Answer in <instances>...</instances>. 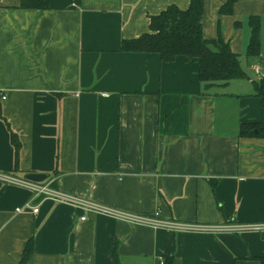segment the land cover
Returning a JSON list of instances; mask_svg holds the SVG:
<instances>
[{
  "label": "crops",
  "instance_id": "obj_1",
  "mask_svg": "<svg viewBox=\"0 0 264 264\" xmlns=\"http://www.w3.org/2000/svg\"><path fill=\"white\" fill-rule=\"evenodd\" d=\"M0 0V174L94 205L201 226L264 225V0H205L203 34L238 55L247 78L205 89L200 62L124 53L151 18L191 0ZM260 54L247 56L250 18ZM259 68L256 73L255 68ZM21 142L16 164L11 135ZM0 181V264H258L264 230L174 233ZM21 209L23 212L18 213ZM85 219V220H83Z\"/></svg>",
  "mask_w": 264,
  "mask_h": 264
},
{
  "label": "trees",
  "instance_id": "obj_2",
  "mask_svg": "<svg viewBox=\"0 0 264 264\" xmlns=\"http://www.w3.org/2000/svg\"><path fill=\"white\" fill-rule=\"evenodd\" d=\"M238 0H228L221 10L222 14H231ZM205 0H191L186 11L171 6L160 15L151 18L150 33L134 40H124L120 51L124 53H155L163 63L174 62L178 57L188 60L198 59L200 62L199 78L205 89L224 86L232 81L244 80L247 75L241 66V61L231 50L229 44L222 39L210 41L203 34V12ZM20 8L24 10H47V0H21ZM252 29L251 39L247 48V56L255 58L260 54L261 22L257 17L250 18ZM256 94L263 104L262 121L258 125L242 126V134L257 131L264 138V86L256 87ZM12 143L15 148L16 164L19 160L21 142L12 133ZM34 251V240H31L23 255L21 264H26ZM116 264H118L116 257ZM164 264H172V259ZM258 264H264V257L258 259Z\"/></svg>",
  "mask_w": 264,
  "mask_h": 264
},
{
  "label": "built area",
  "instance_id": "obj_3",
  "mask_svg": "<svg viewBox=\"0 0 264 264\" xmlns=\"http://www.w3.org/2000/svg\"><path fill=\"white\" fill-rule=\"evenodd\" d=\"M256 73H259V68H255ZM0 181L6 182L11 185L19 186L22 188H26L31 190L34 193V198L27 208L32 209L34 214L39 213V209L32 207V202L38 199H51L53 201L67 203L70 205L82 206L88 210L96 211L110 217H113L118 220L126 221L133 225H141V226H148L155 229H162L171 231L174 233H201V232H214V233H221V232H233V233H246V232H253V231H263L264 225H247V226H240V225H227V226H201L193 223H187L182 221H176L171 219H165L162 217V213L158 210L153 216H140L135 215L132 213L111 209L108 207L94 205L90 202H87L79 197L62 193L54 188L51 187L50 184L43 183H36L28 180L27 178H19L15 176L3 175L0 174ZM18 213L23 212V210L18 209ZM85 220V219H83ZM160 264H164L165 260L163 258L159 259Z\"/></svg>",
  "mask_w": 264,
  "mask_h": 264
},
{
  "label": "water",
  "instance_id": "obj_4",
  "mask_svg": "<svg viewBox=\"0 0 264 264\" xmlns=\"http://www.w3.org/2000/svg\"><path fill=\"white\" fill-rule=\"evenodd\" d=\"M27 179L36 182V183H43L48 179V175L45 174H31L27 176Z\"/></svg>",
  "mask_w": 264,
  "mask_h": 264
}]
</instances>
